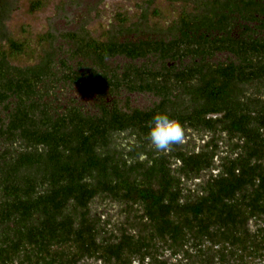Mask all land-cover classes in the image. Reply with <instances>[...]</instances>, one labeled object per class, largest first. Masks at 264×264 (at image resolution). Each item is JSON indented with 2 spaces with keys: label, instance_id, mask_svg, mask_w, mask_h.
I'll list each match as a JSON object with an SVG mask.
<instances>
[{
  "label": "trees",
  "instance_id": "1",
  "mask_svg": "<svg viewBox=\"0 0 264 264\" xmlns=\"http://www.w3.org/2000/svg\"><path fill=\"white\" fill-rule=\"evenodd\" d=\"M196 3L160 32L142 21L129 26L118 14L119 33H156L147 41L63 32L67 51L45 48L25 66L10 58L27 54L28 41L6 37L0 264H264V87L246 86L264 80V37L249 34L254 22L264 27V0ZM42 6L35 0L31 10ZM216 50L237 60L214 69L205 62ZM116 54H151L165 66L153 61L120 76L108 65ZM188 56L186 67L168 68ZM68 81L147 90L162 102L85 114L62 100ZM158 111L208 141L156 152L147 132ZM114 137L120 144L112 148ZM97 200L118 204L125 219L114 226L103 220L93 209Z\"/></svg>",
  "mask_w": 264,
  "mask_h": 264
},
{
  "label": "rangeland",
  "instance_id": "2",
  "mask_svg": "<svg viewBox=\"0 0 264 264\" xmlns=\"http://www.w3.org/2000/svg\"><path fill=\"white\" fill-rule=\"evenodd\" d=\"M33 1L0 0V8H4L0 15V50H9L7 36L16 41H28L27 54L10 58L17 66L38 61L45 48L55 46L61 48L62 53L67 51L69 41L60 35L63 32L84 33L103 40L107 31L115 30L120 25L118 14L129 18L127 25L142 21L152 30L160 32L178 20L184 9L192 11L197 7V0H42L43 6L32 11ZM143 14L144 20L141 19ZM49 33L56 37L53 43L41 39ZM79 91L75 89L72 96L82 101ZM132 99L133 106H144L153 101V97L149 96L138 100L132 96ZM207 141L208 138L203 139L200 134L188 131L184 133L182 144L198 148ZM116 143L120 144V141ZM93 209L103 220L110 221L112 226L125 219L118 204L111 201L97 200Z\"/></svg>",
  "mask_w": 264,
  "mask_h": 264
},
{
  "label": "flooded vegetation",
  "instance_id": "3",
  "mask_svg": "<svg viewBox=\"0 0 264 264\" xmlns=\"http://www.w3.org/2000/svg\"><path fill=\"white\" fill-rule=\"evenodd\" d=\"M262 19H264V16H262ZM257 24H258L257 22H254V26L251 28L252 31L249 32V34H252L254 38L264 37V27L257 26ZM236 30L240 31V29H236ZM241 31H243V29H241ZM109 34L110 35L106 36V38L104 39H108V37H111V35L114 34L115 37H119L121 39V42H124L126 40H133L134 42H139L140 40L147 41L148 37L156 36V33H154L153 31L148 32L145 28H142L139 31H133L130 34L129 33L127 34L119 33L116 28L115 30H111ZM249 34L247 33V35ZM236 60L237 59L232 52L227 51V50H216L214 51L212 55L207 57V61L205 63L210 64L211 66L214 67V69H219L221 65H228ZM153 61H157L156 62L157 68H161V67L163 68L165 66L163 60L158 61L157 59H154L153 56L151 57V54H148L147 57H143V56L137 57L134 60L131 58H127L124 55L116 54L112 57H109L108 65L110 66L109 70L113 69L116 73H119L120 76H123L127 71L133 72V69L136 67L144 68L147 70L146 68L147 66H145V64L151 67L153 66L152 65ZM192 61H193V58H191V56L173 59L168 64V68H173V66L180 67V68L183 66L184 68L188 64H190ZM194 61L201 62V59L199 58ZM102 73L104 72L102 71ZM101 79L102 77H100V80ZM69 82H70V85L64 86L67 88L61 91L63 93L61 98L63 101L65 102L67 101L65 104H68L71 106H77L85 114L103 115L106 108H108L109 111L113 113V110L117 107L127 113L131 112V110H136V109L144 111L147 108H152L156 103L162 102L161 97H157L147 90L142 91V92L139 90L129 91L125 86H123L119 90H116L113 86H107L105 84L101 85V88L97 89L98 87L97 83L93 85V84H88V83L75 84V83H71V81H68V83ZM255 85L264 87V80L258 79V80L249 82V84H246V86L248 87H252ZM75 89L81 90L79 92H81L82 94V101H79L78 97L72 96L74 94ZM57 92L59 91L57 90ZM132 96L133 97L136 96V100H138L139 98H142L143 96H149V97H153V101H149L148 102L149 104H146L144 106H138V105L133 106ZM262 99H264V97ZM124 140L126 143H128V141H131L133 143V139L131 137L125 138ZM117 141H118V138L114 137V139L111 142L112 148ZM127 152H128V149L125 151V153Z\"/></svg>",
  "mask_w": 264,
  "mask_h": 264
},
{
  "label": "clouds",
  "instance_id": "4",
  "mask_svg": "<svg viewBox=\"0 0 264 264\" xmlns=\"http://www.w3.org/2000/svg\"><path fill=\"white\" fill-rule=\"evenodd\" d=\"M185 128L179 119L166 112H155L149 121L147 137L158 153H167L183 142Z\"/></svg>",
  "mask_w": 264,
  "mask_h": 264
}]
</instances>
